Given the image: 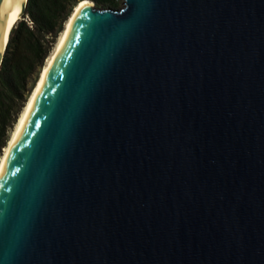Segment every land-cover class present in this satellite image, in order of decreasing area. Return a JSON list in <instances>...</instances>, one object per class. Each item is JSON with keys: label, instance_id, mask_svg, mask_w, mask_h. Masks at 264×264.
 <instances>
[{"label": "water", "instance_id": "water-1", "mask_svg": "<svg viewBox=\"0 0 264 264\" xmlns=\"http://www.w3.org/2000/svg\"><path fill=\"white\" fill-rule=\"evenodd\" d=\"M81 1L0 175V264H264V0Z\"/></svg>", "mask_w": 264, "mask_h": 264}, {"label": "trees", "instance_id": "trees-1", "mask_svg": "<svg viewBox=\"0 0 264 264\" xmlns=\"http://www.w3.org/2000/svg\"><path fill=\"white\" fill-rule=\"evenodd\" d=\"M79 1L27 0L20 21L11 29L0 65V157L45 59ZM89 1L96 8L115 9L116 0Z\"/></svg>", "mask_w": 264, "mask_h": 264}, {"label": "bare ground", "instance_id": "bare-ground-1", "mask_svg": "<svg viewBox=\"0 0 264 264\" xmlns=\"http://www.w3.org/2000/svg\"><path fill=\"white\" fill-rule=\"evenodd\" d=\"M26 0H3L0 7V54L4 52V48L6 46L10 31L14 28L15 24L21 19V7L22 4ZM87 4H90L88 1H79L73 8L71 14L68 19L64 23L63 30L60 32L57 40L50 51L49 55L44 61L42 68L40 69L38 79L36 84L30 93L24 107L22 108L16 123L10 133L6 146L2 151V155L0 157V175L10 157L11 151L23 129L25 123L28 119L30 111L33 107V104L39 95V92L42 88V85L49 74V71L53 65V62L64 42V39L69 32L70 27L72 26L75 18L79 11ZM5 27V30L3 28Z\"/></svg>", "mask_w": 264, "mask_h": 264}, {"label": "rangeland", "instance_id": "rangeland-1", "mask_svg": "<svg viewBox=\"0 0 264 264\" xmlns=\"http://www.w3.org/2000/svg\"><path fill=\"white\" fill-rule=\"evenodd\" d=\"M121 5H122V0H116L115 1V9H118V8H120L121 7ZM57 40V39H56ZM56 42V41H55ZM55 44V43H54ZM54 46V45H53ZM53 46H52V48H53ZM6 47V46H5ZM11 133V132H10ZM10 136V135H9Z\"/></svg>", "mask_w": 264, "mask_h": 264}, {"label": "built area", "instance_id": "built-area-1", "mask_svg": "<svg viewBox=\"0 0 264 264\" xmlns=\"http://www.w3.org/2000/svg\"><path fill=\"white\" fill-rule=\"evenodd\" d=\"M25 21H26L27 24L31 27V22H30L27 18H25Z\"/></svg>", "mask_w": 264, "mask_h": 264}]
</instances>
